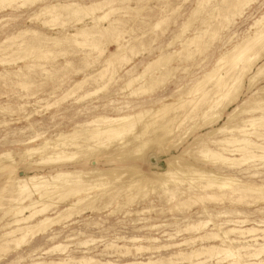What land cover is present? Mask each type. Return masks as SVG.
I'll use <instances>...</instances> for the list:
<instances>
[{
	"label": "bare ground",
	"instance_id": "1",
	"mask_svg": "<svg viewBox=\"0 0 264 264\" xmlns=\"http://www.w3.org/2000/svg\"><path fill=\"white\" fill-rule=\"evenodd\" d=\"M23 1L25 0H0V9L13 4L21 5ZM205 1L207 0H199L197 6H201V3L204 4ZM222 1L223 5L225 2ZM251 1L245 0L241 4L238 2L239 5L236 7L239 8L235 14L232 13V16L242 14ZM99 3L100 1H93L88 5L75 2L45 4L41 7L43 10L41 13L51 19H56L60 15H70L71 17L69 16L67 20L75 19L76 23H81L82 18L86 17L91 19L96 27L98 22L108 14V12L95 14L99 12ZM80 12L83 14L81 17ZM226 20L229 19L226 18ZM157 25L154 26L157 27ZM255 25L258 26L257 31L233 46L231 50L223 53L217 59L215 66L206 73L204 79L195 83L185 94L181 93L176 100H150L151 108L137 105L138 110L131 109L129 112L114 116L97 113L98 115L92 117L91 120L76 123L70 130L60 129L50 137L37 134L31 138L41 140L35 146L1 150L0 176H5V180L0 183V254L18 249L38 235H47L45 237L48 240L56 239V233L48 235L52 227L67 228L77 223L76 219L87 213L101 214L106 211L108 215L122 213L128 218V216L148 213L153 209L160 212L184 214L192 211V208L199 207L201 216L204 215L205 218L202 219L199 215L194 220L183 224L176 233H166L167 241L171 242L168 244H160L159 239L155 237L127 238L118 235L108 241L105 237H88L85 233L79 232L76 237L69 235L65 238L69 241H76L75 244L80 246L82 250L79 251L78 256H72L71 251L66 250L68 246L58 242L49 251H57L63 257L49 258L48 261L31 260L27 264H205L211 259L216 261L215 264H264V243H258V241L264 242V229L253 226L244 227L249 225L250 221L244 218L239 220L237 217H245V212L234 210L230 212L232 214L230 215L221 211L213 215L207 214L205 210L207 203L230 202L251 207L259 201H264V179L244 180V178L259 177L260 172L244 169L245 177L236 176L237 172H242L239 169L241 165L264 159V144H256L249 139L252 135L257 138L264 137L262 134L264 133V114L254 115L256 111L264 110V86L257 89L256 96H252L251 100L240 103L236 107V113L227 114L223 124L209 129L202 136L193 137L190 141V135L200 127L208 125L210 128L211 125L220 122L222 111L236 98L237 93L233 92L232 86L225 89L222 84L225 76L231 73L225 72L223 75L219 71L225 67L235 70L240 61L250 60L254 63L259 57H264V14L255 21ZM111 28L114 29L111 25L106 28L99 26L96 33H90L88 28L81 27L68 36H62V39L46 36L44 41L48 47L59 46L66 41L84 45L88 38L110 31ZM25 33L26 31H23L15 38L22 37ZM203 33L197 29L192 36L180 43L178 50L161 53L145 64L141 72L136 74L133 72L121 89L128 90V96L132 97L140 95L147 97L160 90L164 86L163 78L169 74V70H166L168 69L167 64L177 58L178 54L184 51L190 52L194 44L197 47V44L204 38ZM172 42L173 40L168 45L171 46ZM127 47L124 44L118 45L116 51L111 52L105 60L109 69L103 68L99 72L100 78L103 79L108 72L110 77L117 73L118 70L113 71L114 69L110 68L115 63L129 64L131 58L124 55ZM250 53L254 54L246 58ZM2 58L4 55L0 57V62ZM250 65L248 62V66ZM246 67H242L243 72L247 71ZM27 68V66L20 67L18 73H22ZM129 70L127 69L125 73ZM263 71L264 63L257 67L253 78L259 73L262 74ZM85 78L86 76L83 80ZM238 78H230L233 81L232 85L238 82ZM83 80L75 82L74 86L80 87ZM210 82L214 83L213 91L204 86ZM251 85L252 83L249 88L252 87ZM217 92H220V97L210 103L208 108L202 110L208 101L204 98L206 99L208 95L211 97L210 95ZM87 95H90V92L82 97ZM189 95L192 98H188ZM245 103L249 105L244 106ZM238 114L249 115V117L241 119V124L238 125L230 123ZM196 115L198 118L194 120ZM183 142H186V148L180 150L178 155L166 157L165 167L157 170L158 164L156 161L154 163V158L156 160L158 154H171L170 151L177 149ZM101 160L103 166H100ZM142 162H146V168L141 167L139 163ZM21 165L25 167V170L18 169ZM28 170H46V172L29 175L25 173ZM151 194H155L167 208L151 206L137 209L138 204L147 201ZM221 218H225L226 221L215 222ZM100 223H106V221L100 217L94 218L87 225L97 226ZM225 223L232 227H225ZM165 226L167 224H151L148 230H157ZM209 226L212 228L207 231ZM50 232L52 233L53 230ZM180 232L194 233V235L180 242H174L176 234ZM248 242H253V244ZM99 243L104 245L100 250L101 253L91 255V251L97 248ZM144 243L149 245H143ZM183 246L186 247L185 250L180 249ZM173 249L179 250L172 251ZM167 250L169 251L167 255L161 254V251ZM144 253L149 256L137 257ZM152 253H157V255L153 256Z\"/></svg>",
	"mask_w": 264,
	"mask_h": 264
},
{
	"label": "rangeland",
	"instance_id": "2",
	"mask_svg": "<svg viewBox=\"0 0 264 264\" xmlns=\"http://www.w3.org/2000/svg\"><path fill=\"white\" fill-rule=\"evenodd\" d=\"M93 1H100L99 12L97 11L95 14H106L108 12L106 17L98 22V26L96 27L92 20L86 17L82 18L81 23H76L74 21L75 19L67 20L70 15H60L56 19H51L41 13L43 11L41 7L45 4H68L75 2L88 5ZM221 1L207 0L204 4L202 2L201 6H197L199 0H25L21 5L13 4L0 9V57L4 55V58L0 62V151L6 149H22L25 146L31 145L35 146L41 142L40 139H31L37 134H41L42 137L45 135V137H50L60 129L65 131L70 130L76 123L91 120L92 117L98 114L114 116L129 112L131 109L138 110V106L151 108L152 104L150 100L172 101L176 100L181 93L185 94L195 83L204 79L206 73L215 66L217 59L223 53L231 50L233 46L257 31L256 28L258 26L255 25V21L264 14V0H252L239 16H232V13L235 14L239 8L236 6L245 0H223L225 2L223 5ZM216 7L217 9H215ZM226 18L229 20H226ZM156 24H158L157 27L154 26ZM108 25L113 26L114 29L111 28L110 31L102 34H95L90 37L91 39L88 38L84 45L66 41L62 45L48 47V44L44 41L46 36L62 39V36H68L81 27L84 29L88 28V32L90 33H96L99 26L106 28ZM184 27L185 29L183 30ZM181 29L184 33H182ZM197 29H200L202 33L204 32L202 34L204 38L197 44V47L195 44L193 45L194 47L191 46V53L184 51L178 54L177 58L170 61L168 63L169 65L167 64L168 69L166 70H169V74H167V77H162L164 79V86L162 85L164 88L161 87L160 90L149 95L150 97L144 95L136 97L128 96L127 92L129 91L121 89L124 82L133 74L141 72L145 64L158 57L161 53L178 50L180 43L184 39L192 36ZM23 31H26L25 35L15 38V36L22 34ZM205 33L207 34L206 36L204 35ZM172 40L173 45H168ZM21 41L23 43H20ZM112 41L115 42L113 43ZM115 43L118 44L116 45ZM122 44L126 45V47L127 45L129 46L124 51V55L131 58L129 64L122 65V63H115L110 68L111 70L114 69L113 71L118 70V72L113 74L112 77H110L108 72V76L105 75V78H100L99 72L103 68L109 67H107L105 60H107L111 52L114 53L116 51L118 45ZM129 44L131 46L133 44V46L131 47ZM95 45L96 47H94ZM101 46L103 47L102 50L100 48ZM253 54H248L246 58L251 57ZM243 61L238 62L239 64H237L235 70L234 68L225 67L219 71L223 75H225V72L231 73H227L228 76H225L226 79L224 78L225 81L222 84H224L225 89H229L232 86V90L237 93L236 98H238H235L228 105L229 107H225L222 111V120L220 122L211 125L212 127L209 126L210 128H208V125L200 127L193 132L194 134L192 133L190 135V141L193 137L198 135L202 136L209 129L223 124L227 114L236 113V107L240 103L251 100L256 96L257 89L264 86V71L262 74L259 73L253 78L257 67L264 63V57H259L255 61L256 64L250 60L247 62ZM248 62L249 65L251 64L250 66H248ZM24 66L28 68L22 73H18V69ZM243 66H247V71L243 72ZM133 68L136 71L132 70ZM127 69L130 70L125 73ZM129 73L130 75H128ZM259 75L261 76L259 77ZM85 76L86 78L84 80L86 82L83 80ZM118 77L120 78L119 80ZM230 78H238L239 80L232 85L233 81ZM81 80L84 81H82L81 86L75 87V82ZM213 82L207 83L204 86L208 90L213 91L215 88ZM227 82L228 84H226ZM251 83L252 87L249 88ZM87 92H90V95L82 97ZM216 94L210 95L212 98L209 95L208 97L206 96V99L204 98L205 101L208 99V104L205 103L202 110L208 108L210 103L220 97V92ZM187 97L192 98L191 95ZM125 101L127 102L125 103ZM248 105L249 103L244 104V106ZM123 106L126 107L124 108ZM128 106L129 108H127ZM260 111H256L258 114L254 113V115L264 114V110ZM236 117L230 123L241 124V119L248 118L249 115L243 116V114H238ZM197 118L196 115L194 120ZM199 124L201 125L202 122ZM262 134L264 136V133ZM255 137L252 135L249 139L256 144H264V137ZM186 146V142H183L177 149H172V152L170 151L171 154H158V158L156 160L154 158V163L156 161L158 164L157 170L165 167L164 159L166 157L178 155L180 150L186 148ZM263 160H255L243 166L241 165L242 168L239 167V169L242 172H237L236 176L239 178L245 177L246 174L243 173V170L248 169L251 172H260L259 177L256 176L253 179L244 178V180L259 181L264 179ZM99 163L100 166H103L102 160ZM139 164L142 168L147 167L146 162ZM18 169L25 170V167L21 165ZM45 172L46 170H28L25 173L30 175L34 173L45 174ZM4 177L2 175L0 176V183L4 182ZM147 201L139 203L138 207L134 206V208L141 209L142 207L151 206L155 208H167L166 205L159 201V198L155 194H151ZM149 202L151 203L148 204ZM206 205L205 210L207 214L217 215V212L221 211L230 214L234 210L245 212V217H237L239 220L244 218L250 221V224L244 227L253 226L264 229V201H259L251 207H245L239 203L232 204L230 202H224L222 204L207 203ZM191 210L182 214L177 212H160L153 209L148 213H143L138 216H128V218L124 217L122 213L108 215L106 211L101 214L87 213L81 218H77V223L69 225L67 228L60 229L59 227H52L51 230L53 232L51 233V230H49L48 235L51 236V234L56 233V239L48 240L46 238L47 235H38L34 237L35 239L33 238L34 240L31 239L29 242L22 244L18 249L12 250V252L9 251L10 253H1L0 264H27L31 260L48 261L57 257H63L57 251H49L58 242L66 244L68 246L66 250L71 251L72 256H78L79 251L82 250L80 246L75 244L76 241H69L65 238L69 235L70 237H76L79 232L85 233V236L88 237H105L108 241L113 240V237L118 235L127 238L138 236L155 237L159 239L160 244H168L171 242L167 241L168 237L166 233H176L181 229L183 224L194 220L199 215L202 219L205 218L204 215L201 216L199 207L192 208ZM99 217L103 221H106V223H100L97 226L87 225L91 219ZM224 221L226 219L221 218L215 222L223 223ZM151 224H167V226L151 231L148 230ZM224 225L225 227H232L226 223ZM211 228L212 226H209L207 231L211 230ZM193 235L194 233H177L174 242H180L185 238L193 237ZM248 243L253 244V242ZM258 243L262 244L264 242L258 241ZM143 245L148 246L149 244L144 243ZM97 246V248L91 251V255L101 253L100 250L103 249L104 245L99 243ZM185 248L183 246L180 249L185 250ZM175 250L179 249H173L172 251ZM168 252V250L161 251V254L167 255ZM152 255L156 256L157 253H152ZM140 256L146 258L149 255L144 253L137 257ZM96 257L100 258L98 256ZM17 258L19 259L16 260ZM215 262L214 259H211L205 264H215Z\"/></svg>",
	"mask_w": 264,
	"mask_h": 264
}]
</instances>
